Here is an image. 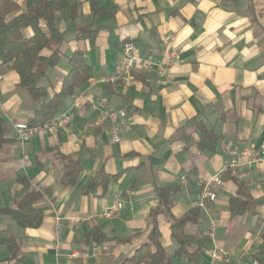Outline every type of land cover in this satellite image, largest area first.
Wrapping results in <instances>:
<instances>
[{
  "label": "crops",
  "instance_id": "0c3cea01",
  "mask_svg": "<svg viewBox=\"0 0 264 264\" xmlns=\"http://www.w3.org/2000/svg\"><path fill=\"white\" fill-rule=\"evenodd\" d=\"M92 1L77 0L73 20L64 12L57 15L64 42L58 65L42 85L47 99L60 91L75 51L91 66V78L22 145L13 125H27L40 102L18 87L10 65H1L0 121L7 143L0 149V264H118L146 242L149 213L159 205L157 188H176L170 216L178 219L191 209L202 183L216 174L224 185L210 188L214 238H208L199 264H257L252 255L264 232V202L253 214L232 216L229 201L238 193L264 201V164L243 177L221 170L232 152L250 148L264 158V0ZM85 26L97 30L92 44L75 40L74 30ZM125 41L134 43L139 56L165 59L174 50L170 82L158 84L152 72L140 71L128 80L104 82ZM97 97L125 113L131 130L118 143L90 109ZM64 114L69 121L58 125ZM59 156L81 168L71 186L63 182L65 162ZM99 171L108 178L105 190L96 186L85 192ZM30 192L41 195L33 208L42 220L37 228L23 229L2 211L14 210ZM117 203L119 214L104 217ZM156 223L171 255L176 244L168 215H158ZM94 229L105 238L100 245L85 243L84 235ZM8 239L19 246L15 261Z\"/></svg>",
  "mask_w": 264,
  "mask_h": 264
},
{
  "label": "trees",
  "instance_id": "16d2710c",
  "mask_svg": "<svg viewBox=\"0 0 264 264\" xmlns=\"http://www.w3.org/2000/svg\"><path fill=\"white\" fill-rule=\"evenodd\" d=\"M77 6V0H0V62L2 65H10L18 77V87L28 98L32 102H40L27 124L30 128L51 123L64 101L91 78V66L84 62L81 52L75 51L67 59L69 71L62 78L60 91L47 99L46 87L42 85L47 73L58 65L59 49L64 42L65 32L57 27V15L64 12L67 18L73 20L77 14ZM74 31L76 41L88 40L91 44L97 33V30L88 26ZM126 42L131 41L124 43ZM45 51L49 52V55L45 56ZM6 143L3 124L0 121V149ZM59 158L65 162L63 182L71 186L81 168L76 161L62 156ZM107 180L108 178L99 171L87 181L83 190L88 192L96 186L105 190ZM175 192L176 188L156 189L159 205L149 213L151 229L146 242L131 257H121L118 264H174L176 259H183L184 264L200 263L209 244L208 235L203 230L205 224L202 213L198 208H191L180 218H172L169 198ZM40 198L39 193L30 192L17 203L14 210L6 209L2 212L9 215L23 229L37 228L41 224L42 214L36 211L33 205ZM263 202L251 200L238 193L229 201L231 215L253 214L255 208ZM162 213L168 215L170 237L176 244L171 255L167 254L162 245V236L156 223L157 216ZM189 227H196L197 230L191 232ZM84 239L86 244L92 245H100L105 240L97 229L85 234ZM6 244L10 260H17V243L8 239ZM151 247L154 252H151ZM252 258L257 264H264V232L260 234V244Z\"/></svg>",
  "mask_w": 264,
  "mask_h": 264
},
{
  "label": "built area",
  "instance_id": "2783aa9c",
  "mask_svg": "<svg viewBox=\"0 0 264 264\" xmlns=\"http://www.w3.org/2000/svg\"><path fill=\"white\" fill-rule=\"evenodd\" d=\"M176 59V52L170 51L165 59H159L148 53L144 56L137 54V49L133 42H126L121 46L118 60L115 65L114 73L106 78L104 82H116L119 80L129 79L134 72H152L158 84L166 85L170 82V68ZM0 62V68H1ZM1 80V74H0ZM90 109L97 114L100 120L108 124L106 133L109 135L113 143L120 141V136L124 132L131 130L125 113L121 110L115 109L106 99L97 97L90 102ZM69 121V117L62 115L58 125H63ZM15 137L18 144L22 145L26 142L36 131L37 128H30L23 123H15L13 125ZM264 164V158L253 149L247 148L239 152H232L230 159L221 170V174L229 173L234 176L243 177L246 173L257 169ZM183 181L184 178H181ZM211 185L223 186L224 183L220 174H216L202 183L201 189L198 193L197 199L190 204L191 208H198L206 222L208 229V238L213 240L215 230V220L212 217L208 204L215 201V195L211 192ZM121 204L117 203L108 208L103 216L106 218L115 217L119 214ZM77 255V254H75ZM222 255H213L214 259L222 258ZM225 259V257H224Z\"/></svg>",
  "mask_w": 264,
  "mask_h": 264
},
{
  "label": "rangeland",
  "instance_id": "374dc122",
  "mask_svg": "<svg viewBox=\"0 0 264 264\" xmlns=\"http://www.w3.org/2000/svg\"><path fill=\"white\" fill-rule=\"evenodd\" d=\"M61 60H63L62 58H61ZM61 60H60V62H61ZM130 79V78H129ZM128 80V79H127ZM22 94H24L25 95V93L24 92H22Z\"/></svg>",
  "mask_w": 264,
  "mask_h": 264
}]
</instances>
